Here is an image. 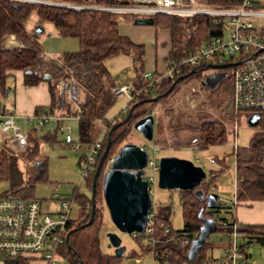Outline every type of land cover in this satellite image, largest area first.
I'll return each mask as SVG.
<instances>
[{"label": "trees", "instance_id": "1", "mask_svg": "<svg viewBox=\"0 0 264 264\" xmlns=\"http://www.w3.org/2000/svg\"><path fill=\"white\" fill-rule=\"evenodd\" d=\"M57 2L65 5H87L98 7L128 6L127 0H41ZM243 0H196L198 4L210 7L232 8ZM32 16L35 17L31 22ZM139 17L133 14L104 12L96 10H75L46 4H34L17 0H0V95L5 96L8 89L7 80L14 72H21L23 85L35 87L45 83L48 88L50 103L45 107H37L35 115L51 114L63 116H79V140L65 144L57 129L49 131L46 128L35 127L27 131V145L22 153H15L6 144L0 143V180L8 185L6 194L27 200L34 198L35 187L47 183V162L42 153L41 145L59 150H70L74 144H80L78 159L85 156L86 150L101 136L98 121L107 125L101 137V150L93 164L92 170L84 181V191L74 189L72 201L79 206V214L74 220H68L63 235L64 244L58 249V254L67 264H122L123 258H117L113 253L103 252L100 248V234L104 227L103 193L101 169L107 164L106 157L114 154L122 146L134 129V124L154 112L153 146L157 149H178L191 147L198 151L211 146L226 143L224 124L234 123L240 113L232 107L231 98L228 104L218 107L219 118L210 114L198 113L190 116L167 106V100L174 97L179 89L191 79L200 83L204 91V75L212 69L211 65L198 66L180 65V62L194 51L200 49L208 34L216 32L213 19L194 16L191 18L154 15L153 27L166 29L169 32V52L165 58L166 70L174 67L173 76L164 77V73H151V84L144 79V46L133 43L128 37L118 32L120 20L133 22ZM144 19V17L139 18ZM51 25L56 35L61 38H71L78 42V50L65 52L57 57H46L41 43V35L35 34V28ZM44 34V33H43ZM13 37L18 45L5 47L6 37ZM119 55L130 56L134 70V81L131 91L134 95L128 103L123 117L115 116L108 121V112L116 103L111 89L112 76L105 62ZM70 72V73H69ZM192 75L190 76V74ZM182 81L179 78L185 77ZM230 80L231 76L228 74ZM223 78L224 76L221 75ZM156 78H160L155 82ZM72 80L77 91L74 104L67 100L65 89ZM172 91L169 92L171 86ZM61 88L64 92L61 95ZM140 91V92H138ZM138 92V93H137ZM232 92V84L230 94ZM167 93V94H166ZM155 99V101H154ZM159 112H155L157 108ZM124 112V111H122ZM121 112V113H122ZM120 113V114H121ZM259 115L264 119V112ZM165 120V123L163 122ZM260 121V122H261ZM114 126H117L115 129ZM38 130H46L45 135L37 138ZM110 142L109 150L103 159L100 172L94 180L95 170ZM234 157L235 202L230 206L223 204L221 213H212L206 208L205 198L215 188V183L229 166L225 156L221 160H213L218 166L209 170L200 186L190 191H179L183 227L174 231L171 227L169 206H158L154 213L152 233L133 238L139 251L147 254L155 252L156 259L162 264H202L207 257H212L218 246H213L209 236L201 244L195 256L188 257L193 243L199 237L203 221L213 222V232L223 230L221 224L227 223L230 228L238 225L239 231L252 235L254 242L264 249V224L244 225L238 223L235 214L238 207H250L252 203L264 202V122L260 129L251 137L247 147H232ZM19 163L25 167L20 170ZM95 186V209L91 225H87L91 217L92 203L86 191H92ZM214 215L217 218H214ZM132 236V235H131ZM187 240V243H185ZM217 247V248H216ZM125 254V253H124ZM136 256V253L134 255ZM18 264V263H17ZM20 264H28L22 261Z\"/></svg>", "mask_w": 264, "mask_h": 264}, {"label": "built area", "instance_id": "2", "mask_svg": "<svg viewBox=\"0 0 264 264\" xmlns=\"http://www.w3.org/2000/svg\"><path fill=\"white\" fill-rule=\"evenodd\" d=\"M34 4H46L51 6L71 8L75 10H96L104 12L133 14L144 19L162 14L169 16L191 18L194 16L210 17L216 27V32L208 34L204 45L194 51L180 62V65L198 66L200 64L214 66L225 65L226 71L231 76L232 92L231 103L235 112H250L251 114L264 112V11H258L259 0H243L232 8H220L201 5L196 0H127L128 6L98 7L87 5H65L57 2L41 0H17ZM139 17V18H142ZM256 23V24H255ZM229 56L228 60H223ZM50 57V56H46ZM174 67L165 71L164 77H172ZM222 70V69H215ZM70 73V72H69ZM211 74L205 72L203 76ZM146 82H153L151 73H144ZM160 78H156L155 82ZM140 92V91H138ZM137 92V93H138ZM199 89L191 88L190 94L198 93ZM65 94L67 100L74 104L77 100V91L72 80L69 81ZM115 99L132 94L129 85L122 86L113 91ZM154 112L151 113L153 115ZM79 119V116H63L41 114L27 119L29 125L37 128H46L49 131L57 129L65 144H71L73 139L66 122L70 119ZM17 116L4 106H0V133L4 136L5 144L15 153H22L26 149L27 134L16 125ZM112 120V119H111ZM111 120H108L109 122ZM105 123L98 121L101 128V136L85 152L82 159H77L80 170L79 186L83 187L84 181L101 150V137L106 131ZM236 126L231 132L234 137L233 147L236 145ZM146 151L145 146L140 147ZM81 149L80 144H74L70 152L76 153ZM153 155L158 151L153 148ZM214 163L213 160L209 161ZM158 164L154 157L147 158L143 179L147 181L148 195L151 190L149 185L157 184ZM144 175H146L144 177ZM5 184L0 180V185ZM51 199L59 200L58 192L60 184L50 183ZM213 193V189L212 192ZM235 202V195L231 204ZM217 208L212 212L221 213L224 200L217 195ZM148 215V221L143 234L152 233L155 208ZM67 205L63 204L58 213L52 214L42 210L38 199L27 200L14 197L6 192L0 195V264H20L22 261L30 264L33 260H41L45 264H55L58 257V249L64 244L63 235L65 225L69 220ZM55 215V217H52ZM224 239L220 240L219 254L207 257L202 264H264V260L258 263L252 259L248 252L249 245L254 242L252 235L239 231L238 225L230 228L227 223L221 224ZM142 234V235H143ZM139 234H132L136 238ZM187 243V240H185ZM151 258V264H162L156 259L155 252L146 254ZM141 257L132 258L130 264H142Z\"/></svg>", "mask_w": 264, "mask_h": 264}, {"label": "rangeland", "instance_id": "3", "mask_svg": "<svg viewBox=\"0 0 264 264\" xmlns=\"http://www.w3.org/2000/svg\"><path fill=\"white\" fill-rule=\"evenodd\" d=\"M260 7L258 11H264V0H259ZM142 17V16H139ZM35 17L32 16L31 22L28 23V28L31 27L32 21H34ZM121 23H125L123 19L120 21ZM132 25V27H140L143 29H146L147 32H150L152 35V32L156 33V44L154 42V37L148 38L147 33V42L150 45L149 47H146L144 50V73H150L151 70H164L165 64L163 61L162 56H164L167 52L168 48V39L167 34L164 32L165 30L155 29L153 26H139L135 25L133 22H129ZM256 24V23H255ZM47 35H51V37L48 39ZM162 37H161V36ZM146 36V35H145ZM144 36V37H145ZM57 38L56 31L53 29L51 25H45L44 27V34L41 35V43L44 49V42L47 44H50V42H54ZM49 41H48V40ZM47 40V41H46ZM163 41H166V44H164ZM75 47H77L76 41ZM146 42V43H147ZM73 44V43H69ZM145 45V44H144ZM56 48V47H55ZM68 49L70 48V45L68 46ZM55 51V50H54ZM57 53V52H56ZM57 57V56H56ZM229 56H226L223 60H228ZM156 62V64H155ZM105 66L109 73L112 75H115L116 73L121 75L122 80L124 83V86L130 85L135 78L134 70L132 67V59L130 56L126 55H119L114 58H111L105 62ZM225 70V69H224ZM215 69H211V73H213ZM19 76H22V74H19ZM16 77H10L7 80V86L9 91V95H0V106H4L8 109H11L15 113V96L19 95L17 93L18 88H20V94L24 93L25 86L22 83L21 85L18 84V81L15 79ZM19 86V87H18ZM24 86V87H23ZM43 87L45 85H42ZM122 87V86H121ZM45 88V87H44ZM120 88V87H119ZM191 88H198L199 92L195 93L193 95L190 94ZM118 89V88H117ZM231 84L228 80L221 81L217 87L209 89L207 92L204 91L200 87V83L195 81V79H191V82L184 84L178 91V93L167 100V106H169L172 109H176L180 111L181 113H184L186 115H196L198 113H206L210 114L214 118H219V112L218 107L219 105L225 107L228 104L229 97L231 98L230 94ZM42 91V89H40ZM44 92H46V89H43ZM40 92L36 93V98H40ZM130 101V96H122L118 100H116V103L114 106L110 109L108 112V120L113 119L115 116L120 115V117H123L126 114V111L122 112V107L127 106ZM159 107L154 110L155 112H159ZM122 112V113H121ZM121 113V114H120ZM251 115L250 112H244L240 113L234 123L224 124L225 130H226V143L222 145H216L211 146L206 150L198 151L196 149H193L191 147H181L178 149H161L157 152L155 155H153V142H148L143 139L141 134L134 129L131 131L130 136L127 139V144H133L138 147L146 146V152L149 158L155 156L156 161L159 162V160L162 157H174L178 159H184L192 162L194 165L202 168L207 174L209 170H216L218 168L217 165L210 164V160H221L225 156L226 157V163L229 166V170L226 171L221 177L218 178V180L215 183L214 192H216L220 197H223V200L227 206H230L233 200V195L235 194V177H234V165L235 160L234 157L231 154L232 147L234 144V137L231 132V129L233 126H236L237 130V136H236V145L238 147H247L249 144V141L251 137L256 133L262 123L264 122V119L262 118V121L256 126V127H250L247 123L248 117ZM165 123V120H163ZM16 125L21 128L22 131L27 132L31 131L35 127L33 125L27 124V121L25 119H19L16 122ZM104 126L107 127L106 124ZM66 127L70 129V135L72 139L77 142L79 140L78 136V121L76 119H70L66 122ZM99 129L101 131L100 125ZM46 130L41 131L38 130L36 133V137L40 139L43 135H45ZM5 142L4 136L0 133V143ZM42 153L46 159L47 166L54 167V162L58 160H64L68 164H71V162L76 159H78V156L80 155L79 152L71 153L69 150H59L57 148H49L45 145H41ZM120 148L114 152V154L110 153L106 160L107 164L104 165L101 169V179L103 180L104 174L108 171V167L110 165L111 160L116 156ZM20 167V170H24L25 167L22 165V163L18 164ZM71 170L68 173L64 179L61 178H55L50 179L47 178L48 181H53L54 183L60 184L61 190L59 192L60 199L62 201H71L72 195L74 189L79 186V179H80V170L77 166V164H71L70 165ZM58 169V166L55 164L54 170L56 171ZM59 171V169H58ZM56 175V174H55ZM146 175H144L145 177ZM57 177V175H56ZM44 183L39 184L35 188V196L37 199L42 203H44L45 200H42V192ZM149 189L151 190V193L149 195L150 201L152 202V211L154 208L162 205V206H169L171 209V215H170V221H171V227L174 231L181 230L183 227V219H182V213H181V207L179 205V194L176 191H168V190H162L157 187V184L149 185ZM8 190V185L5 183L3 185H0V195ZM79 190V189H78ZM86 196H90V192L86 191ZM50 198V197H49ZM36 199V198H35ZM48 199V198H47ZM51 203H54L51 201ZM61 202H55V205L58 206ZM73 208V214L76 213L78 210V207L75 203H71ZM105 206V205H104ZM43 210V209H42ZM44 211V210H43ZM104 212V227L102 229V232L100 234V248L103 252L106 253H113V250L111 248H108V240L106 235L109 233H116L121 241V246L125 247V254L123 258L122 264H130V261L132 258H135L134 253H136L137 257H141L143 259L142 264H151V258L139 251V247L137 246L136 241L133 239V237L130 234L120 233L115 230L114 226L112 225L106 208L103 207ZM237 216L236 219L238 223L248 225L251 223H262L264 222V210L263 206L258 204L254 205L252 207H238L236 210ZM223 212L221 213L220 217H226ZM52 217H55V215H52ZM214 218H217L216 215H214ZM255 225V224H254ZM224 239L222 234L220 232L212 233L209 235L208 241L213 246H221L220 240ZM217 248V247H216ZM249 254H251L252 259L257 261L258 263H261L264 260V249L257 243H252L249 245L248 248ZM219 254V249H215L213 252V255L216 256ZM30 264H45V262L41 260H34ZM55 264H67L65 260L61 258V255L58 254L57 259L55 260Z\"/></svg>", "mask_w": 264, "mask_h": 264}, {"label": "water", "instance_id": "4", "mask_svg": "<svg viewBox=\"0 0 264 264\" xmlns=\"http://www.w3.org/2000/svg\"><path fill=\"white\" fill-rule=\"evenodd\" d=\"M135 25L152 26L151 18L135 19ZM35 34L44 33L41 27L35 28ZM225 65L214 66V69L226 68ZM192 73L190 74V76ZM185 77L179 78L182 81ZM209 77L203 81L204 86L211 88L208 84ZM174 85L171 86L172 91ZM64 88H61L62 95ZM167 94V93H166ZM9 95V91H6ZM155 101V99H154ZM261 121V116L257 113L248 117L247 123L250 127H256ZM117 126H114L115 129ZM134 130L139 132L144 140L151 142L154 133V118L152 115L138 120L134 126ZM110 147L107 142L106 149L99 161V165L95 170L94 180L99 175L100 168ZM147 153L140 147L133 144H126L120 148L116 156L111 160L108 171L103 176L102 193L105 208L109 219L115 230L125 234L144 233L148 215L151 210V201L148 195V184L143 179L144 168L147 164ZM157 187L168 191H190L198 188L205 180L206 174L204 170L192 162L174 157H162L158 162ZM92 203L91 217L88 226L91 225L95 209V186H92L90 195ZM217 194L210 193L205 198L207 210L213 212L217 208ZM213 222L210 219L203 221V226L199 237L193 243L188 257L191 260L205 239L212 234ZM108 240V248L113 250V255L122 258L125 253V247L121 246V241L116 233L106 235Z\"/></svg>", "mask_w": 264, "mask_h": 264}, {"label": "crops", "instance_id": "5", "mask_svg": "<svg viewBox=\"0 0 264 264\" xmlns=\"http://www.w3.org/2000/svg\"><path fill=\"white\" fill-rule=\"evenodd\" d=\"M132 25L133 24H131L129 22H125V23L119 24V26H118V32H119V34L121 36L128 37L135 44L143 45L144 46V50H145L146 47H149L150 46L148 44V42H147V33H148V38L154 37V42L156 44V40L157 39H156V33L155 32H152V35H151V33L150 32H147L146 29H143V28H140V27H135V26L132 27ZM160 30H165L164 32H166L167 39H168L167 52H166V54L164 56H162L163 61H164L165 58H166V56H167V54H168V52H169V47H170V43H169V32L166 29H160ZM47 37L49 39L51 37V35H47ZM53 41L54 42H50V44H47V43L44 42V54L46 56H50L51 58L52 57H56V56H58V55H60L62 53H65V52H75V51L78 50V45H77V47H75V45H76L75 42H71V41H76L77 42V40H75V39H71V38H61V37H58L57 36V38H55V40H53ZM163 42H164V44H166V41H163ZM69 43H73V44H69ZM77 44H78V42H77ZM16 45H18V44L16 43V41L14 40L13 37L10 36V37H6L5 38V40H4V46L5 47H13V46H16ZM69 45H70V48L71 49H68V46ZM155 64H156V62H155ZM164 64H165V61H164ZM165 71H166V65H165V69L164 70H157L155 68V70H151L150 73H153V72H156V73H164ZM19 74H21V72H14L13 73V76L16 77L15 78L16 81H18V84L21 85V87H22L23 77L22 76H19ZM112 80H113L112 85H111L112 91L116 90L117 88H119L121 86H124V84H127V82H129V81H127L126 83H124L123 81H121L122 80V77H121V75H119L117 73L115 75H112ZM133 81H134V79H133ZM133 81H132V83H133ZM131 84L129 86H131ZM42 85H45L44 86L45 88ZM19 89L20 88H18V91H17V93L19 95L18 96L17 95L15 96V101H14V103H15V105H14V107H15V115L17 116L16 122L19 119H25L27 121L28 118H30V117H32V116L35 115L34 114L35 108H37V107H45V106H47L50 103L48 88H47V85L45 83H43V82L40 83L39 85L35 86V87H25L23 94H20V90ZM40 89H42V91ZM43 89H46V92H44ZM209 89H212V88H209ZM39 91L42 92V93H40L41 96L38 99L35 96H36V93H39ZM116 100H118V99H116ZM126 107L127 106H123L121 111H125ZM151 113H150V115H151ZM153 148H154V146H153ZM159 151L160 150L158 149L157 152H159ZM153 157L155 158V156H153ZM155 160H156V158H155ZM55 164L58 166L59 171H58V169L56 171L54 170ZM71 164H77L76 159H74L71 162ZM71 164H68L64 160L55 161L54 162V167L47 166V178H50V179H55V178L64 179V177H66L68 175V173L70 172V170H71V167H70ZM157 164H158V162H157ZM210 164L215 165L214 163H210ZM55 174L57 175V177H56ZM50 183H54V182L53 181H48L47 183H44V186H43V190L45 191V195H44V192H42V196H43L42 197V200H45V201H44V203L43 202L41 203L42 209L44 211H46V212L55 214V213H58L60 211V207L63 204H66L67 207H68L67 208L68 218H69V220H74L78 216V214H79V210H80L79 206L77 205L78 210L76 211V213L73 214V208H72V204L71 203H74V202L72 200L71 201H62L60 199V196H59V200H57V201L56 200H52L51 199V191H50V189L48 187V185ZM78 183H79V181H78ZM38 185H36V187ZM61 187H60V190H61ZM77 189H79L78 190L79 192H82V191H84V186L83 187L77 186ZM60 190H59V192H60ZM59 192H58V195H59ZM176 192H179V191H176ZM213 193H216V192H214V190H213ZM34 194H35V192H34ZM34 198L37 199V197L35 195H34ZM221 198L223 199L222 196H221ZM51 201H53L54 203H51ZM59 201L61 203L58 206H56L55 205V202H59ZM258 204L262 205L263 206V210H264V202H255V203H252V205L250 207H252L254 205H258ZM236 216H237V213L235 214V217ZM254 224L255 225H261V224H264V222H262V223H251V224H248V225H254Z\"/></svg>", "mask_w": 264, "mask_h": 264}, {"label": "flooded vegetation", "instance_id": "6", "mask_svg": "<svg viewBox=\"0 0 264 264\" xmlns=\"http://www.w3.org/2000/svg\"><path fill=\"white\" fill-rule=\"evenodd\" d=\"M221 75H223L224 77L222 78ZM225 80H228L231 84V80L228 76V72L226 71V69H222V70H216L214 71L213 73L209 74V86L211 88H215L218 86V84L221 82V81H225Z\"/></svg>", "mask_w": 264, "mask_h": 264}]
</instances>
